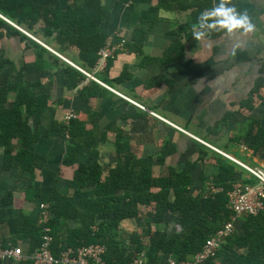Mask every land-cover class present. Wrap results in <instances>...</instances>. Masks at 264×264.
Returning <instances> with one entry per match:
<instances>
[{"label":"crops","instance_id":"1","mask_svg":"<svg viewBox=\"0 0 264 264\" xmlns=\"http://www.w3.org/2000/svg\"><path fill=\"white\" fill-rule=\"evenodd\" d=\"M159 1L101 0L106 12L100 30L107 38L99 49L109 38L114 44L123 42L125 45L123 49H116L102 70H95L96 62L88 65L81 60L77 48H58L54 41L42 34H35L40 41L31 37L36 44L47 49L44 59L48 67L42 69V73L31 67L22 77V80L40 78L39 81L49 90L48 104L39 121L31 120L32 128L38 132V138L32 144L36 164L34 181L43 192H50L58 180L56 187L63 193H70L66 181L73 177L77 164H66L71 135L70 138L65 137L66 131L60 128L63 124L67 125L63 119L68 109L75 111L76 119L83 122L86 133L79 131L80 141L94 142L98 160L106 167L105 174L116 165L117 152L131 150L137 157L155 158L170 149L165 162L153 165L154 175L161 176L168 173L170 165H178L183 155L192 151L191 158L199 161L196 173L200 186L194 189L210 188L212 184L222 187L213 180L215 156L222 154L165 119L253 167H264V159L244 142L245 135L252 128L250 135L261 133L264 140V0H174L173 9L161 7ZM189 3L190 8L178 10L179 6ZM198 11L202 12L201 23L188 33L182 32L183 53L168 52L174 41L173 33L195 18ZM241 17H246V20L238 24ZM126 42L131 44L126 46ZM1 53L13 60L16 69H19L24 63L37 62L38 49L20 35H12L0 40ZM175 56L177 59L173 60ZM68 60L93 71L117 92L103 83L87 79ZM209 61V67L202 72L189 69V62L197 65ZM67 65L83 74L76 87L69 85L71 77L67 76ZM16 73L12 74L15 78ZM154 77L163 78L162 84L157 87L146 85ZM169 79L174 87L167 82ZM14 98L15 92L10 91L9 103ZM76 129L78 131L79 127ZM89 149L92 150L89 147L78 156L77 162L92 161L93 153ZM4 157L2 147L0 196L16 186L15 206L25 209L32 219H36L42 232L44 224L40 223V216L43 210L46 211L45 225L50 227L53 250L55 237L49 224L48 203L26 200L23 190L27 184L19 181L22 173L18 165L6 167ZM202 169L208 176L207 182H199L198 175ZM244 177L255 179L254 183L259 182L249 171ZM41 203L46 204L45 209ZM76 224L78 221L70 223L71 226ZM11 237L9 228L0 225L1 245H19L26 253H33L36 249L30 251L29 244L22 240L14 244V237ZM68 247L73 246L60 249L57 255ZM27 258L21 261L10 259L5 264H21Z\"/></svg>","mask_w":264,"mask_h":264},{"label":"trees","instance_id":"2","mask_svg":"<svg viewBox=\"0 0 264 264\" xmlns=\"http://www.w3.org/2000/svg\"><path fill=\"white\" fill-rule=\"evenodd\" d=\"M172 2L174 4V0H160L159 4L173 9ZM190 7L189 3L179 6L178 10ZM105 12L101 0H0L2 15L32 34H42L54 41L58 48H77L79 58L88 65L97 62L98 49L107 38L100 30ZM201 18L202 12L198 11L195 18L173 33L174 41L168 52L183 53L182 32H190L201 23ZM12 35H20L28 44H35L38 53L36 63H24L19 69L13 60L3 54L0 56V149L4 147L6 167L18 165L22 173L19 181L27 184L23 190L26 200L48 203L56 255L67 246L101 242L107 246L104 254L107 264H130L139 260L142 264H166L169 254L187 260L202 251L207 240L216 235L225 222L233 221L234 213L227 207L228 192L242 181L256 184L255 179L244 177L248 170L240 164L222 155L215 156L213 180L222 186L219 192L207 186L199 191L194 189L199 185L196 173L199 161L191 158L192 151L183 155L178 165H170L168 173L161 176L154 175L153 165L165 162L170 149L155 158L137 157L131 150L117 152L116 165L105 174L106 167L98 160L94 142L80 141L79 135L85 129L77 116L68 125L60 127L61 131L68 130L71 135L66 164H77L73 177L66 181L70 193H63L56 187L58 180L50 192L44 193L34 181L32 144L37 140L38 132L32 128L31 120L39 121L48 104L49 90L40 78L22 80V77L31 67H36L39 73L48 67L44 59L47 49L0 15V40ZM130 44L126 42V46ZM124 47L123 43L118 49ZM175 59L177 56L173 57ZM210 63L196 65L189 62L188 65L190 70L202 72ZM15 71L16 78L12 75ZM66 73L71 77V88L76 87L83 76L70 65H67ZM163 80L154 77L146 85L157 87ZM167 82L174 87L170 79ZM10 91L15 92L11 103L8 101ZM76 127H79L78 131ZM251 130L245 135L244 142L264 159L261 133L250 135ZM89 147L93 153L92 161L77 162L78 156ZM198 176L199 182L208 181L203 169ZM15 188L0 196V225L9 228L14 244L22 240L33 251L42 241V227L25 209L15 206ZM127 220L134 221L136 229L128 235H120L119 228ZM71 221H78V224L71 226ZM235 221L234 232L222 238L206 264H264V207L257 213L243 212ZM171 223L180 225L181 230L170 229ZM94 225H97L96 229ZM21 264H33V261L27 258Z\"/></svg>","mask_w":264,"mask_h":264},{"label":"built area","instance_id":"3","mask_svg":"<svg viewBox=\"0 0 264 264\" xmlns=\"http://www.w3.org/2000/svg\"><path fill=\"white\" fill-rule=\"evenodd\" d=\"M2 17H4L7 21L12 23L13 25L17 26L23 32H25L30 37L40 41L34 34L29 32L24 27L16 24L12 20L8 19L4 15L0 13ZM123 46V42L119 44H114L112 39L109 38L105 45H103L98 51V60L95 65V70H102L104 67L107 66L108 59L111 55L114 54L116 49ZM51 48V47H50ZM52 49V48H51ZM53 52L58 54L59 56L63 57L62 54L57 52L56 50L52 49ZM69 61V60H68ZM71 64L78 67L86 76L87 79H93L100 83L105 84L107 87L116 91L111 86L107 85L106 83L102 82L92 71H88L74 62L69 61ZM117 92V91H116ZM124 98L136 103L140 107L144 108V106L135 100L129 98L127 95L119 93ZM152 114L159 116L162 119H165L158 113L151 111ZM76 116L75 111L68 109L64 115V122L68 125L70 120ZM167 122L171 123L175 127L185 131L186 133L194 136L196 139L200 140L201 142L207 144L208 146L212 147L219 153L224 154L225 156L231 158L238 164L244 166L251 174H254L261 180V183L256 184H237L234 188L228 192L229 199H228V207L233 211V221L225 222L224 226L217 230L216 235L212 236L210 239L207 240L206 244L204 245V249L202 251H198L194 254L191 260H179L173 255H168L166 257V264H206L208 257L213 254L215 249L220 244V241L223 237H226L234 232L235 224H236V217L239 216L241 213H257L264 207V167H253L245 162L232 157L229 153H226L222 149L211 145L210 143L204 141L203 139L199 138L196 135H193L189 131L181 128L179 125H176L165 119ZM66 137H69L70 132L66 130ZM210 189L214 192H219L223 188L215 185H211ZM41 207L45 209L46 204L41 203ZM46 211L43 210L40 216V223L43 225V235L42 241L40 245L33 251V253H26L22 246H12V245H1L0 244V259L2 262L0 264H5V261L12 259L13 261H21L25 258H30L33 260L34 264H107L104 259V254L107 250V246L104 243L96 242V243H89L80 245L76 248L68 247L67 249L63 250L59 255H56L51 248L52 245V235L50 233V227L45 225L46 221ZM96 226H94L95 228ZM130 264H142V261H133Z\"/></svg>","mask_w":264,"mask_h":264},{"label":"rangeland","instance_id":"4","mask_svg":"<svg viewBox=\"0 0 264 264\" xmlns=\"http://www.w3.org/2000/svg\"><path fill=\"white\" fill-rule=\"evenodd\" d=\"M57 51V50H56ZM58 52V51H57ZM55 53V52H54ZM60 53V52H59ZM2 54L3 53H1L0 54V56H2ZM61 54V53H60ZM58 55V54H57ZM4 56V55H3ZM5 57V56H4ZM7 58V57H6ZM197 136V135H196ZM200 138V137H199ZM202 139V138H201ZM204 140V139H203ZM205 141V140H204ZM206 142H208V141H206ZM208 143H210V142H208ZM211 144V143H210ZM219 145H222V143H218ZM211 145H213V144H211ZM215 146V145H214ZM217 147V146H216ZM244 148H246V147H244ZM233 157V156H232ZM235 158V157H234ZM210 161H213L212 159H210ZM234 161V160H233ZM247 164V163H246ZM36 165V164H35ZM241 167H243L244 169H246L244 166H242V165H240ZM251 166V165H250ZM247 170V169H246ZM258 183H261V180L259 179V182ZM210 184L208 183V186H209ZM49 192V190H46V191H44V193H48ZM94 226H97V225H94ZM94 226H93V228H94ZM174 227H175V229L176 230H180V226L178 225V224H175L174 225ZM94 229H96V227L94 228ZM120 230V235H123V236H125V235H128L129 233H130V231H132V230H134V229H136V225H135V222L134 221H130V220H127V221H124V223L121 225V227L119 228Z\"/></svg>","mask_w":264,"mask_h":264},{"label":"clouds","instance_id":"5","mask_svg":"<svg viewBox=\"0 0 264 264\" xmlns=\"http://www.w3.org/2000/svg\"><path fill=\"white\" fill-rule=\"evenodd\" d=\"M4 18V17H3ZM5 19V18H4ZM9 19V18H8ZM246 20V17H241L237 22H238V24L239 23H243L244 21ZM248 27H251V25H248ZM63 122H64V120H63ZM65 123V122H64ZM174 126V125H173ZM181 127V126H180ZM182 128V127H181ZM179 129V128H178ZM184 129V128H183ZM181 130V129H180ZM186 130V129H185ZM185 132V131H184ZM194 135V134H193ZM65 137H66V135H65ZM194 137V136H193ZM199 137V136H198ZM67 138H70V135H69V137H67ZM222 154V153H221ZM223 155V154H222ZM180 226V225H179ZM169 227H170V229H174V224H170L169 225Z\"/></svg>","mask_w":264,"mask_h":264}]
</instances>
